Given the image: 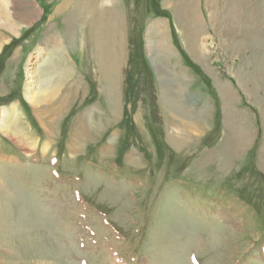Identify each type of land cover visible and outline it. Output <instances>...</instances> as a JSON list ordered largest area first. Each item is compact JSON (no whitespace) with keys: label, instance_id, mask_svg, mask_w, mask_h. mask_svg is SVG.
<instances>
[{"label":"rangeland","instance_id":"374dc122","mask_svg":"<svg viewBox=\"0 0 264 264\" xmlns=\"http://www.w3.org/2000/svg\"><path fill=\"white\" fill-rule=\"evenodd\" d=\"M6 2L0 110L21 141L0 132V264H264V0ZM103 13L111 81L87 37ZM65 64L48 120L25 81Z\"/></svg>","mask_w":264,"mask_h":264},{"label":"bare ground","instance_id":"6f19581e","mask_svg":"<svg viewBox=\"0 0 264 264\" xmlns=\"http://www.w3.org/2000/svg\"><path fill=\"white\" fill-rule=\"evenodd\" d=\"M79 1H80V4L77 6V8H79L80 11L87 13V12H90L92 10L93 5L98 0H79ZM6 3H7L6 0H0V9H1L0 20L3 19V21H5V23H2V25L9 28V14H8V12H6V10H7L6 9V5H7ZM183 3H186V2H183ZM27 14H28V11H25L24 16H26ZM74 18L75 17L71 18V20H69L70 22L68 21V23L74 24V21H76V24H77V23H80L83 21V20L81 21L77 18L76 19H74ZM89 19H91V21H87L88 25H86V26H88L87 37H88V39H91V46L95 49L94 51H96L98 61H99L98 64H100V67H101L100 71H101L102 78H106L108 80L112 79L113 75L115 74V72L117 70V67L120 64V63H118V62H120V59L117 56L116 52L113 54L111 53L112 50L114 49V46H115L113 36H111L109 38V35H112V33H110V30H111V32L113 31V28L108 29V25L111 24V22L104 15V13L95 15L94 18L89 17ZM94 30H96L97 32ZM162 35H164V34H161L159 36L157 35V36L159 37V41H160L159 46L164 49L165 48L164 43H163L164 42L163 41L164 36H162ZM56 40H57L56 41L57 47L55 50L59 51V50H61L60 48H61V44H62L61 41L62 40L60 41V40H58V38ZM151 46H153V45H151ZM110 47H113V48L110 50ZM161 48H159V49H161ZM106 50L111 51V52H109L110 55L107 53ZM164 50H166V49H164ZM40 52L41 51H39L37 54L41 55ZM195 54H196V52H195ZM62 59L63 58L61 57V60ZM69 72H70L69 67H68V65L65 64L64 67H63V65H61V67H57L54 69L52 67V69H50V72H48V74L45 75V77L39 75L38 72H36V71H34L32 73H28L27 81H25L26 82L25 90L23 92L25 99L28 101V103H30L33 106L35 111H39V112H42V114H46L47 115L46 118H48V120H55L57 118L56 116H58V113H60L63 110V108L66 105L65 103H67V101H69L71 94H73L72 90H73L74 85L76 83L72 79L71 80L69 79V77H71V74ZM109 81H111V80H109ZM66 82H68V85L65 84ZM65 91H66V94H64V95H66V96H63V93ZM6 109L2 108L0 110V132L2 134L6 135L9 139H16V143L18 144L21 141L20 140L21 137H19V134L16 132V130L14 128H12L10 126V124H8L9 119L14 117V110L12 109L11 111L8 112V111H6ZM86 126H87L86 118L85 117L79 118L78 127L76 128L78 134H80L82 132L83 128H86ZM76 140H78V135L76 136ZM10 194H11V192L9 191V188L5 184H3V181L0 178V203L7 201V199H9L11 197ZM32 220H35V219H32ZM38 220L36 219V222ZM1 221L2 220L0 218V230L3 231L4 223ZM29 222H30V220H29ZM38 224L42 228L45 227V224L41 221H39ZM26 225H27V223H26ZM27 227H28V225H27ZM47 232H48V230L46 229L45 234Z\"/></svg>","mask_w":264,"mask_h":264}]
</instances>
